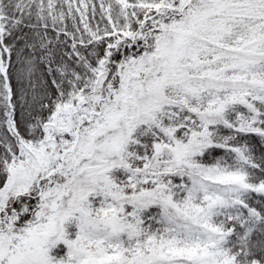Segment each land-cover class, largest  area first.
Instances as JSON below:
<instances>
[{"label": "snow or ice", "instance_id": "obj_1", "mask_svg": "<svg viewBox=\"0 0 264 264\" xmlns=\"http://www.w3.org/2000/svg\"><path fill=\"white\" fill-rule=\"evenodd\" d=\"M0 264H264V0H0Z\"/></svg>", "mask_w": 264, "mask_h": 264}]
</instances>
